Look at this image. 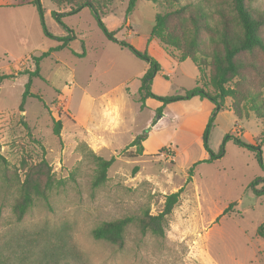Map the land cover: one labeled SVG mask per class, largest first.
Wrapping results in <instances>:
<instances>
[{"label": "rangeland", "instance_id": "1", "mask_svg": "<svg viewBox=\"0 0 264 264\" xmlns=\"http://www.w3.org/2000/svg\"><path fill=\"white\" fill-rule=\"evenodd\" d=\"M16 1L27 4L0 9V73L33 70L32 56L57 45L56 40L44 35L39 14L30 0ZM40 1L46 29L56 36L74 33L76 38L69 41L68 47L41 59L39 76L31 77L30 92L34 95L26 97L23 110H19V105L29 74H17L0 86V153L6 161H0L4 164L0 165V260L7 264L19 261L27 264H201L196 245L190 237L181 236L183 228H179L178 215L173 213L177 204L166 218L163 236L149 231L142 233L139 217L146 211L160 212L164 196L172 188L168 176L174 173V182L180 181L185 168L206 152L199 143H203L202 137L186 149L180 143L186 144L192 137L191 128L184 125L189 124L188 117L200 119L206 111L203 103L209 104V100L202 97L201 105L197 98L201 96L197 95L173 101L163 107L158 117L153 99H148L143 106L137 100L135 74L145 61L108 40L89 8L63 15L59 23L52 11H68L69 2ZM94 1L106 12L102 20L109 30L115 31L117 39L131 44L136 36L154 41L147 52L163 65L167 78L159 75L158 79L167 85L168 95L183 94L194 87L197 74L194 64L189 59L179 63L171 60L159 41L150 38L155 13L187 5L201 11L213 26L219 19L220 0H158V7L147 0H136L129 13H126L128 0ZM252 6L262 11L264 0H252ZM138 49L146 50L145 44H140ZM168 50L178 53L169 46ZM83 51L85 57L73 54ZM255 59L264 71V55L257 51ZM247 72L250 79L247 88L258 99H264V74L259 77L253 70ZM125 78L126 82L119 84ZM113 87L119 96L116 103L121 108L118 113L122 121L118 125L110 120L112 112L105 113V107L112 106L107 102L108 97L101 96ZM66 94H70L68 100H65ZM229 108L227 97L225 108L216 113L209 127L207 145L213 152H217L226 134L255 143L264 126V120L257 118L246 104L242 118ZM88 116V124L98 125L105 138L118 133L116 141L101 151L103 158L114 157V160L105 181L98 186L92 184L96 173L95 153L83 142L84 129L80 126ZM56 119L61 122L59 135L53 132ZM142 133H151L149 139L155 145L167 144L164 146L167 147L176 143V161L173 162L174 145H171L174 148L171 158L161 155L164 147L153 156L158 160L150 158L144 163L141 155L131 157L136 146L125 149L123 144L131 135L136 137ZM261 155L264 163V143H261ZM42 157L52 166L55 177L65 179L64 184L53 189L47 201L35 198L23 218L16 221L11 205L17 196L18 176L23 173L21 161L34 163ZM191 175L199 190L205 218L209 208L236 203L231 212L200 230L204 232L213 227L207 239L210 257L217 264H264V238L256 235L257 226L264 221V195L254 196L248 187L254 178L264 175L254 152L227 140L221 157L196 163ZM187 187L188 191L193 188L191 183ZM126 216L131 221L125 227L121 245L93 237L92 230L101 222Z\"/></svg>", "mask_w": 264, "mask_h": 264}, {"label": "trees", "instance_id": "2", "mask_svg": "<svg viewBox=\"0 0 264 264\" xmlns=\"http://www.w3.org/2000/svg\"><path fill=\"white\" fill-rule=\"evenodd\" d=\"M57 3L58 0H51ZM70 9L66 12L52 11L56 20L62 23L61 16L78 12L81 8L87 7L95 17L97 25L102 30L106 38L117 43L120 47L131 52L135 57L145 61L148 64L145 72L140 77L137 100L144 105L146 98H153L161 102L156 112L162 115L163 107L173 101L188 99L199 95L207 98L214 104V108L205 125L202 138L203 147L208 157L199 160V162H211L224 153V145L227 140H232L234 144L254 152L255 158L264 172V163L261 155V143H264V126L259 134V139L255 143L246 142L239 136L226 134L217 152H213L207 145V136L211 122L216 113L225 108V99L230 98V110L239 118L243 117V108H248L254 112L255 116L264 120V99H258L257 96L249 91L247 85L250 83L248 70H253L257 76L262 77L263 69L255 59L256 52L264 55V9L256 11L252 6V0H220L221 8L218 9V22L211 26L204 14L198 9H193L187 5L180 6L175 10L162 11L155 13V22L150 31V38L157 39L162 49L176 62H182L189 59L196 67L197 75L195 85L187 89L183 94L158 95L152 90V81L154 76L161 70L160 63L154 59L146 50H139L133 44L115 37V31L109 30L102 18L106 15L101 7L94 0H81L75 3V0H67ZM158 7V0H147ZM40 17V24L45 36L58 42L57 45L43 51L40 55L32 56L34 69L28 71H17L16 73H0V86L6 79H10L17 74L28 73L29 79L25 84L22 93V101L19 110H23L26 97L34 95L30 92L31 77L39 76L38 65L42 58L68 47L69 41L75 39L76 35L56 36L51 34L44 24V9L40 0H30ZM136 0H128L126 13H129L135 6ZM207 34H209L207 38ZM168 46L174 48L178 53L168 50ZM79 55H82L80 53ZM233 82V83H232ZM210 87V89H207ZM35 96L39 97V95ZM61 122L56 120L53 126V132L59 135ZM146 133L134 137V139L125 147L136 146L131 153V157H137L142 154V141ZM94 154V153H93ZM96 162V173L92 184L98 186L103 183L107 176V170L112 164L114 157L105 159L102 156L94 154ZM0 161L6 163L3 155L0 153ZM1 163V162H0ZM194 163L189 168V177L192 174ZM4 165V164H0ZM22 176L17 180V196L11 205V211L16 221H20L29 207L33 204L35 198L47 201L52 190L64 184L65 179L57 178L52 171V166L45 157L37 162L21 161ZM138 167H134V172ZM248 187L254 196L264 195V175L254 178ZM182 189L167 193L164 197L163 208L157 214L144 212L139 217V227L142 233L147 231L152 234L163 236L167 216L172 212L174 206L178 203ZM235 202H231L223 210V215L232 211ZM131 221L126 216L114 220L103 221L93 230L92 235L96 239H103L110 243L121 245L123 243V234L125 227ZM256 235L264 238V221L257 226ZM0 264H7L0 260ZM12 264H27L23 261Z\"/></svg>", "mask_w": 264, "mask_h": 264}, {"label": "crops", "instance_id": "3", "mask_svg": "<svg viewBox=\"0 0 264 264\" xmlns=\"http://www.w3.org/2000/svg\"><path fill=\"white\" fill-rule=\"evenodd\" d=\"M26 4L27 3H24V2H17L16 0H0V9H6L7 10V8H10V9L16 8V7L19 8V7H22ZM129 33H130V31H128V34ZM151 42H154V41H152L148 37H146L143 40L142 37H140V36H136V38H134V40L132 41L133 45L137 49H138V46L140 44H145L146 51H148V52H149V50H148L149 44ZM57 44H58V42H57ZM54 52H56V51H54ZM54 52H51V53H54ZM73 54L77 55L78 57H85L86 56V52H84V51H83L82 55H79L80 53H75V52H73ZM166 56H168V58L173 60L168 54ZM177 63H179V62H177ZM147 67H148V64L145 62L142 65L141 69L139 71H137L135 74V77L138 80V85L136 86L137 93H138V89H139V85H140V77L145 72ZM159 75L164 77V78H167V76L164 72L162 63H161V70L153 78L152 90H153V92H155L158 95H166V94L168 95V93H167L168 87L165 84L159 83V79H158ZM196 75L194 76V79H196ZM125 82H126V78L124 81L121 80L119 84H122ZM156 84H161V85H159L161 87H159V88L156 87ZM116 87L111 88L110 91H108L107 93L105 92V93L101 94V96L108 97L107 102L109 104H111L112 106L109 108L105 107V109H106L105 113L108 114V113L112 112V115L110 116V120L112 122L116 121L117 125H118V122L122 121L121 120L122 117H120L119 113H118V110L120 111L121 108L116 103L117 100L119 99V96L115 92V89H114ZM114 93H116L117 95L113 96ZM66 96H68V98H70V94H66ZM121 98H123L122 94H121ZM192 98H195V96H193ZM197 98H199L198 101L202 105V97L201 98L197 97ZM92 99H94V97H92ZM148 99H153V98L148 97L145 99L144 102L146 103V101ZM113 101L115 103H113ZM160 104H161L160 101L153 99L154 109H157V107H159ZM203 104H205L206 111L200 116V119H195L192 116H190L187 119L189 124H184V125H186L187 128H191L190 130H192L193 133L191 134L192 137L187 134V137H189V138L191 137V140L187 141L186 144H184L185 141L180 143L181 147H183V149H186L194 141H198L202 137L205 125L208 121V118H209L213 108H214V104L212 102H210L209 104H207V103H203ZM88 119H89V116L84 118V120L81 122V125H80L84 129L83 130L84 135H82L83 136V142H85L89 146V148L92 150V152H94L96 155L102 156L101 155L102 149H104V147H107V145L109 143L116 141V135L118 133H112L111 137L105 138L104 135H102V133L99 131L98 125H96L95 123L88 124L89 123V122H87ZM84 121H86V122H84ZM192 121H194V122H192ZM150 134L151 133H148L141 143L142 147H143L141 156H143V158H144V160H143L144 163L147 162L148 160H151L150 158H153V156L158 154L159 149H161L162 147L167 145V144L155 145V144L151 143L150 139H149ZM189 134H190V131H189ZM134 137H135V135H131L130 139H128L123 144L124 148L134 139ZM181 138H183V139L186 138V134L183 133ZM199 143L203 145L202 141L201 142L199 141ZM170 145H174V147H175V155H174V159H173L174 160L173 162H175L177 154H178V152H177L178 145L176 143L175 144L170 143ZM205 158H207L206 152H204V154L200 160H203ZM158 159L159 158H156V157L153 158V160H158ZM194 163H196V162H193V164ZM190 167L185 168V171H183L184 176L181 178L180 181L174 182V179H173L174 173H173V175L168 176V178L170 180V184L172 185V188L170 189L169 193L177 191L180 188L182 189V192L180 193L179 201H178L177 205L175 206L173 213L178 215L177 224L179 225V228H180V226L183 228V231L181 232V236L184 238L190 237L191 240L193 241L192 243L196 245V247L198 249L197 255H198V258H199L201 264H217L210 257V254L208 253V250H207V239H208L209 234L212 231L213 227L211 226L207 230H204V232H201L200 230L203 229V227H205L206 225L215 224L216 219L223 215V210L225 209V207L228 204L227 205L225 204V205L220 206V207L215 206L214 208H209L208 213H207V218H205L206 216L203 213V208H202V204H201V200H200V196H199V190L197 188V184L195 183V179L192 175L190 176V179H188V177H189L188 169ZM190 183L192 184L193 188H192V190L188 191L187 189L189 187H187V186ZM240 201H241L240 199L236 200V202H238V203H240ZM184 216H186L187 218H183Z\"/></svg>", "mask_w": 264, "mask_h": 264}, {"label": "built area", "instance_id": "4", "mask_svg": "<svg viewBox=\"0 0 264 264\" xmlns=\"http://www.w3.org/2000/svg\"><path fill=\"white\" fill-rule=\"evenodd\" d=\"M65 100H68V97H66ZM173 154H174V148L171 145L164 147V149L161 151V155L163 157L171 158Z\"/></svg>", "mask_w": 264, "mask_h": 264}]
</instances>
